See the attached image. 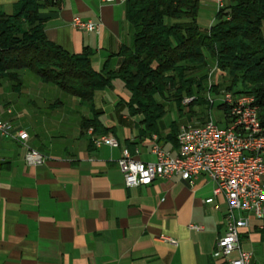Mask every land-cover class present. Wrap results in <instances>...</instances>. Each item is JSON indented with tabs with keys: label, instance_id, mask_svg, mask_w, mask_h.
<instances>
[{
	"label": "crops",
	"instance_id": "0c3cea01",
	"mask_svg": "<svg viewBox=\"0 0 264 264\" xmlns=\"http://www.w3.org/2000/svg\"><path fill=\"white\" fill-rule=\"evenodd\" d=\"M16 2L0 0V13H12ZM58 3L41 8L46 38L70 53L88 48L97 71L105 63L116 69L117 53L132 41L125 2ZM216 12L213 0H200L198 24H214ZM74 16L99 23L98 30L75 29ZM209 65L215 66L214 60L209 59ZM225 78V73L215 78L218 90ZM17 79L20 93L25 91L28 98L27 111L14 113L7 103L0 107V119L26 132L27 145L47 159L41 166H27L24 149L0 139V264H227L216 251L225 231L227 204L221 195L213 197L214 183L206 176H197L192 185L175 176L125 187L117 166L121 149L126 147L143 162L154 157L152 137L141 135L142 116H128L129 95L117 79L111 88L94 92L92 107L101 112L98 119L111 128L107 135L118 141V148L92 144L81 128V121L91 119L92 113L79 98L27 69L19 70ZM170 134V125L159 126L158 135L152 136L175 156L177 146ZM209 198L213 201L206 203ZM240 215L248 218L239 233L240 249L252 254L251 264H264L261 223L250 214Z\"/></svg>",
	"mask_w": 264,
	"mask_h": 264
},
{
	"label": "trees",
	"instance_id": "16d2710c",
	"mask_svg": "<svg viewBox=\"0 0 264 264\" xmlns=\"http://www.w3.org/2000/svg\"><path fill=\"white\" fill-rule=\"evenodd\" d=\"M199 2L126 0L131 44L120 48L116 69L105 63L97 71L88 48L70 53L46 38L41 8L58 6V0H17L12 13H0V75L17 79L18 71L27 69L66 95L79 98L92 113L91 119L81 121V128L97 136L112 130L99 121L101 112L92 107L93 94L111 88L117 79L129 95L128 116H142L141 135L151 138L158 135L168 99L179 112L185 96L195 98L190 107H203L212 59L226 75L222 89L255 98L264 127V0H227L209 27L197 22ZM218 89L214 85L210 90L216 93ZM178 127L171 124L169 139L175 143Z\"/></svg>",
	"mask_w": 264,
	"mask_h": 264
},
{
	"label": "built area",
	"instance_id": "2783aa9c",
	"mask_svg": "<svg viewBox=\"0 0 264 264\" xmlns=\"http://www.w3.org/2000/svg\"><path fill=\"white\" fill-rule=\"evenodd\" d=\"M103 1L115 3L126 0ZM213 2L217 11L227 4V0ZM71 25L86 31L99 28V23L78 16L71 19ZM222 74L224 72L216 66L208 70V90L203 95L205 113L198 116L199 119L179 125L177 155L171 156L157 142V137L152 136L150 154L153 161L137 160L124 147L117 166L126 188L148 186L154 180L175 176L192 185L197 176H206L214 183L213 197L221 195L227 204L223 220L225 231L216 241L217 253L227 264H251L252 254L240 249V230L248 226V218L240 214L247 213L258 220L264 234V130L256 125L249 94H234L224 89L211 92L212 86L217 84L215 78ZM194 99L184 98L182 103L188 107ZM214 109L221 112L217 121L212 117ZM87 132L96 148L119 147L112 135L94 136L91 129ZM1 138L14 141L24 149L23 160L27 166L37 167L46 162L45 155L27 145L26 132L16 130L10 122L2 119ZM212 201L213 198L205 200L206 203ZM191 229L200 230L197 226H191ZM163 239L176 244L174 240Z\"/></svg>",
	"mask_w": 264,
	"mask_h": 264
},
{
	"label": "rangeland",
	"instance_id": "374dc122",
	"mask_svg": "<svg viewBox=\"0 0 264 264\" xmlns=\"http://www.w3.org/2000/svg\"><path fill=\"white\" fill-rule=\"evenodd\" d=\"M25 77L21 76L20 80H24ZM19 79H12L7 77L6 75H0V107H5V105H7V103L9 104V106L11 107L12 111H14V113H25L27 111L28 108V98L27 95L25 93V91H22L20 93V89H19V85L18 83ZM237 89H234L233 92H236ZM184 98H189L187 96L183 97ZM181 100V107L182 110L181 112H179L175 105L173 104V101L171 99H168L169 104H167L166 102L165 104V108H166V113L164 114V116L160 119L159 121V126L164 127V126H171L172 123H175L177 126H179L182 123H185L188 118H197L198 116L200 117L204 115V110L203 107H190V106H185ZM189 108V109H188ZM191 110V111H189ZM194 110V111H193ZM199 111V113L201 114H196V111ZM221 112L214 109L212 111V117L214 121H217L220 117ZM187 119V120H186Z\"/></svg>",
	"mask_w": 264,
	"mask_h": 264
},
{
	"label": "bare ground",
	"instance_id": "6f19581e",
	"mask_svg": "<svg viewBox=\"0 0 264 264\" xmlns=\"http://www.w3.org/2000/svg\"><path fill=\"white\" fill-rule=\"evenodd\" d=\"M249 98H250V103H251V108L254 109V119H255V122H256V125L258 126V128H260L261 130H264V127L261 125L260 123V120L258 118V107L257 105L255 104V98L253 96H250L249 95Z\"/></svg>",
	"mask_w": 264,
	"mask_h": 264
}]
</instances>
